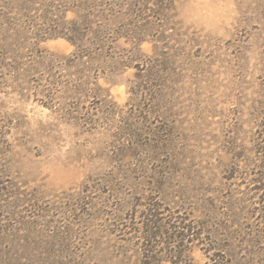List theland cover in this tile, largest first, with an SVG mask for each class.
I'll return each mask as SVG.
<instances>
[{"label": "rangeland", "instance_id": "1", "mask_svg": "<svg viewBox=\"0 0 264 264\" xmlns=\"http://www.w3.org/2000/svg\"><path fill=\"white\" fill-rule=\"evenodd\" d=\"M0 264H264V0H0Z\"/></svg>", "mask_w": 264, "mask_h": 264}]
</instances>
